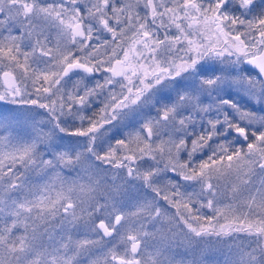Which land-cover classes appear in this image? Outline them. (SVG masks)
Listing matches in <instances>:
<instances>
[{
	"label": "snow or ice",
	"instance_id": "6c2138e0",
	"mask_svg": "<svg viewBox=\"0 0 264 264\" xmlns=\"http://www.w3.org/2000/svg\"><path fill=\"white\" fill-rule=\"evenodd\" d=\"M0 264H264V0H0Z\"/></svg>",
	"mask_w": 264,
	"mask_h": 264
}]
</instances>
